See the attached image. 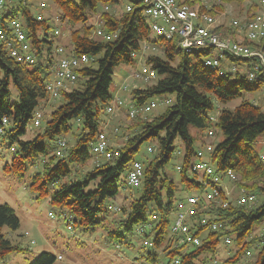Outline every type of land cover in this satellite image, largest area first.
Masks as SVG:
<instances>
[{"label": "trees", "instance_id": "obj_1", "mask_svg": "<svg viewBox=\"0 0 264 264\" xmlns=\"http://www.w3.org/2000/svg\"><path fill=\"white\" fill-rule=\"evenodd\" d=\"M41 1L51 2L59 10L54 21L68 32L69 41V47H63L76 55H87L89 62L77 69L75 83L61 91L63 102L50 112L48 118H42V131L25 140L22 137L27 124L49 99L45 84L52 78L57 62L56 47H53L55 31L50 33L52 26L43 14L41 19H37V14L41 13ZM222 1L240 4L247 0ZM178 2L204 10L198 0ZM248 3L246 15L250 16L251 9L255 11L258 7L256 0ZM117 4L118 0H4L0 10V29L6 33V39H0V135L9 140L12 155L3 169L20 177L29 166L40 161L41 168L30 176L29 187L40 195H47V188L51 187L50 202L62 206L60 215L66 220L67 227L73 224L81 230L91 231L100 225L105 227L102 220L107 219L108 214L118 213L120 218L115 222L116 227L106 230L107 237L120 244L119 241L125 238L124 233L133 231L135 235L149 239L150 246L142 245L149 248L146 258L150 261L156 260L160 248L170 263L178 259L179 264H197L202 255L214 257L219 242L224 236H229L231 243L235 240L239 247L226 260L234 263L247 253V244L256 239L246 242L245 236L264 219V161L253 146L264 132V111L259 104L242 100L232 109L221 108L215 121H211L209 116L217 109L216 103L226 104L244 92L258 90L264 84V71H258L252 79L245 71L223 77L217 70L204 67L198 55L176 51L164 38L151 37L147 18L142 14L144 4L141 1H131L132 9L126 11L124 6L118 15L102 11L99 23H90L91 16L103 6L108 8ZM216 8L221 10L222 6ZM214 9L209 11L213 14ZM13 19L22 23L33 56L31 63L17 61L10 54L11 46H18L9 27ZM97 27L114 36L105 39L95 35ZM225 34L234 37L230 28ZM143 45L153 49L160 47L161 55L148 54L144 60L156 71V81L144 87L131 86L128 94L136 105L151 97L171 93L175 94L174 101L151 118L142 114L131 118L125 114L129 122L124 127L122 141L110 143L111 156L107 159L92 154L89 146L102 131L101 124L105 120L102 115L113 98L108 91L113 68L119 64L133 65L136 58L132 54H138ZM228 58L237 65L242 62V59ZM77 82L79 86L74 88ZM10 85L17 91L15 102L9 101ZM3 118L7 120L5 125L2 124ZM72 121L78 122L79 132L74 134L73 144H66L63 154L57 156L55 146L49 150L46 144L62 138L71 129ZM191 129L196 132L193 134ZM216 129L223 137L213 146L209 161L219 172L231 170L237 177L236 188L253 193L255 197L260 194L263 198L256 203L255 199L251 205L229 204L226 208L217 205V200H201L196 216L209 214L221 224L220 228L209 231L195 225L193 229L201 243L190 250L185 249L188 247L185 243L174 246L170 237L161 248L170 224L169 215L180 199L175 200L176 181L164 171L175 150V139L178 138L183 145L177 182L187 190H200V177L192 165L196 160V150L205 142L201 140L197 147L195 143ZM147 141L156 143L151 151L155 149L156 153L143 165L139 195L131 198L127 207L110 204L105 208V202L116 196L118 183L126 182L122 180L123 176L127 175L140 145ZM93 156L96 161L85 169ZM153 213L157 214L156 222L143 234H137L136 227L151 222ZM4 227L7 232L16 231L19 219L13 208L0 204V264L8 253L19 250L3 232ZM151 233L153 238H148ZM259 240L255 259L243 264H264V232ZM55 259L52 253L41 252L30 264H54Z\"/></svg>", "mask_w": 264, "mask_h": 264}, {"label": "rangeland", "instance_id": "obj_2", "mask_svg": "<svg viewBox=\"0 0 264 264\" xmlns=\"http://www.w3.org/2000/svg\"><path fill=\"white\" fill-rule=\"evenodd\" d=\"M128 2L129 0H118L116 6L108 8L103 6L101 10L91 16L92 19L90 23L95 25L99 23V15L102 11H108L114 15H118ZM248 2H250V0L240 4L236 2L223 3V5H221V10H223L225 6L229 10V13L223 15L225 23L229 21L230 18L235 17L241 19L247 16L246 12L247 9H249ZM45 4L46 7L43 11L41 10V14L48 19L52 26L50 33L52 34L55 30L59 31L58 35L54 36V49L59 45L68 48V32H66L58 22L54 21L56 14L59 13L58 8L51 2L45 1ZM252 12H254V10L251 9L250 13ZM224 27H226L227 30L226 24ZM151 37L156 38L157 35L151 33ZM170 44L172 45V43ZM143 46L136 56V62L133 65L119 64L113 68L111 84L108 90L112 96H121L122 99L127 101L129 95L126 92L120 91V87L124 83H131L133 72L140 68L141 64L145 63L144 60L148 54L161 55L160 47L155 46L153 49L149 45H145L147 48H144ZM93 67H96V64H93ZM155 81L156 78L150 83H154ZM150 83L140 82L137 85L144 87ZM77 86H79V82L75 84L74 88ZM9 90V101H17V91L15 87L10 85ZM152 98L157 102V105L150 112L145 114L149 118L161 113L167 105L172 104L175 94L157 95ZM164 100H167V102H164ZM242 100H248L254 104H259L264 111V84L260 86L258 90L244 92L240 97L235 98L226 104L216 103L215 105L217 109L210 114H214V116L217 117V113L221 108L232 109ZM62 102V97H58L55 100L48 99L44 107L40 109L42 111L41 119L43 117L45 119L48 118L50 112ZM102 117H105V120L104 123L101 124V129L108 136L109 142H121L125 130L124 127L127 126L129 122L126 115L121 114L119 117H116L114 114H109L108 116L104 111ZM43 120L44 119H42L37 126L34 125L33 121H29L26 126V133L22 138L27 140L32 138L35 133L41 132L44 124ZM77 125V121H72L71 129L61 136L66 141L67 145L73 144L74 134L79 132L76 127ZM191 132L194 134L196 131L191 129ZM222 137L220 130L216 129L210 138L206 136L200 137L195 143V147L200 144L201 140L215 146ZM8 144L9 140L0 135V204H7L13 208L19 219V227L16 231L7 232V229L5 227L3 228V232H6V235L17 244L19 250L8 253L2 264H30L41 252L52 253L56 257L54 264H173L170 263L167 256L161 253L160 248L157 250L158 254L156 260H148L146 258V253L149 248L142 245L143 237L135 235L133 231L132 233H124L125 238L119 241L120 244L117 240H109L110 238L107 237L106 230L114 229L116 227L115 222L120 218V214L118 213L108 214L107 219L104 221L102 220L105 227L100 225L91 231L81 230L73 224L71 227H67L66 220L60 215L62 206L50 202V193L52 192L51 187L47 188L49 189L47 195H40L37 190L29 187L31 181L30 176L41 168L40 161L35 163V166H29L24 172V175L20 177L4 171L3 167L10 162L12 155ZM46 145L47 148L51 150L54 148L55 143H47ZM253 146L257 154L264 155V132L257 137ZM148 147L155 148L156 143L151 141L143 142L137 153L134 155V160L139 161L143 165L150 161L155 155L156 150L154 149L153 152H149ZM174 147L175 150L169 163L165 166L164 171L174 179L178 185V190L175 193V200H177L189 194L199 193L200 190H187L182 183L177 182V167L181 164L183 154V145L178 138L175 139ZM94 161H96V157L87 162L84 168L92 167ZM122 180H126V175L123 176ZM139 193L140 184L129 185L126 182H119L116 196L105 202V208L110 204H115L116 207H119L120 205L127 207L130 199L137 197ZM262 198L263 197L258 194L255 203L260 202ZM173 219L174 212L169 215L170 224ZM150 221L152 224L156 222V220H153L152 218H150ZM170 224L166 229L165 241L161 248H163L166 240L170 237ZM263 232L264 219L256 224L244 238V241L246 242L256 238L252 243L247 244L245 250L248 254L244 253L242 257L234 263L226 262V260L232 257L235 251L239 248L235 240L230 244H224L220 241L214 257L211 258L207 255H202L196 262L197 264H243L246 261H253L260 245L259 238ZM233 237L234 235H232V238ZM148 238H153V234L151 233L148 235ZM185 249L190 250L192 247L188 246Z\"/></svg>", "mask_w": 264, "mask_h": 264}, {"label": "built area", "instance_id": "obj_3", "mask_svg": "<svg viewBox=\"0 0 264 264\" xmlns=\"http://www.w3.org/2000/svg\"><path fill=\"white\" fill-rule=\"evenodd\" d=\"M131 1H141L144 4L142 14L147 18L152 33L172 43L176 51L198 55L204 67L217 70L220 76L226 77L236 71H245L247 77L252 79L258 71H264V0H256L258 8L250 16L241 19L230 18L226 23L223 20V15L229 13L228 8L226 6L223 10L216 8L223 5L222 0H198L204 8L203 11H199L196 6L179 4V0H130L125 5L126 11L132 9ZM3 4L4 0H0V10ZM45 6L44 1L39 3L41 10ZM212 8H215L213 14L209 11ZM41 18L42 14L39 12L37 19ZM225 24L227 29L230 28L234 31V37L225 34ZM9 27L12 28L15 42L18 45L11 46V56L17 61L31 63L33 56L25 39L21 21L13 19L9 22ZM94 32L95 35L105 39L114 36V34L105 33L99 27ZM58 33L59 31L55 30V34L58 35ZM0 39H6V33L2 29H0ZM246 42L253 44L250 45ZM143 47L147 48L145 45ZM56 53L57 62L52 78L45 84L48 98L52 100L60 97L63 89H68L75 83L77 69L89 62L87 55H76L72 50L65 49L63 45L56 47ZM132 55L136 58L138 54L133 53ZM228 57L242 59V62L237 65L235 62H231ZM131 78V83H124L120 87V91L128 93L131 86L135 87L140 82L150 83L156 78V71L144 63L133 72ZM164 102H167V100H164ZM156 105L157 102L152 97L136 105L131 95H129L127 101L122 99L121 96H113L111 102L106 106V112L113 115L120 108H126V115L134 118L139 114L145 115ZM41 116L42 111L38 109L32 119L34 125H39ZM209 118L211 121L216 120L214 114H211ZM6 122L7 120L3 118L2 124L5 125ZM1 131L0 128V133ZM207 134L210 138L213 133L209 131ZM109 145L108 136L102 130L97 135L96 140L90 144L89 150L95 155H101L108 159L111 156ZM65 148L66 141L63 138H58L55 141V154L61 156ZM212 149V144L205 142L202 147L196 150V160L192 168L200 177L201 189L199 193L181 197L176 202L174 219L170 224V238L174 246L181 243L191 247L200 245L201 238L195 234L193 229L195 225L204 227L209 231H216L220 228L221 224L213 216L209 214L196 216L198 204L201 200L205 202L217 200V205L226 208L229 204L251 205L256 199L253 193L236 188L237 177L231 170L223 173L216 170L208 159ZM148 151L151 152L152 148L148 147ZM260 159L264 161V155H260ZM177 169H179V166ZM143 170V164L134 160L126 175L127 184H140ZM109 208L115 209L116 207L109 206ZM151 218L156 220L157 214L153 213ZM151 226V222L139 225L136 227L135 232L141 235ZM222 242L230 244L231 238L224 236ZM142 244L150 246L151 242L145 238ZM171 263L179 264V260L175 259Z\"/></svg>", "mask_w": 264, "mask_h": 264}, {"label": "crops", "instance_id": "obj_4", "mask_svg": "<svg viewBox=\"0 0 264 264\" xmlns=\"http://www.w3.org/2000/svg\"><path fill=\"white\" fill-rule=\"evenodd\" d=\"M124 110H125L124 108H120L119 110H117V111L114 113V115H115L116 117H119L121 114L124 115V114H126Z\"/></svg>", "mask_w": 264, "mask_h": 264}]
</instances>
